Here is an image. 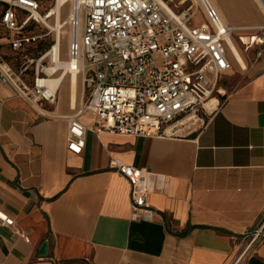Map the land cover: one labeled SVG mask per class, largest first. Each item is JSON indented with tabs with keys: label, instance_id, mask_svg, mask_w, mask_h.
<instances>
[{
	"label": "crops",
	"instance_id": "obj_1",
	"mask_svg": "<svg viewBox=\"0 0 264 264\" xmlns=\"http://www.w3.org/2000/svg\"><path fill=\"white\" fill-rule=\"evenodd\" d=\"M212 1L229 25L264 24L257 0ZM255 33H233L246 64L230 51L219 105L184 137L97 131L85 111L75 154L63 116L85 101L80 76L75 99L66 79L55 103L40 104L45 115L0 80V209L16 221L0 224V264H230L264 216V40L245 45ZM113 162L163 178L149 217L133 218L130 182ZM244 264H264V240Z\"/></svg>",
	"mask_w": 264,
	"mask_h": 264
},
{
	"label": "built area",
	"instance_id": "obj_2",
	"mask_svg": "<svg viewBox=\"0 0 264 264\" xmlns=\"http://www.w3.org/2000/svg\"><path fill=\"white\" fill-rule=\"evenodd\" d=\"M257 1L264 14V0ZM53 6L52 0H0V80L42 115L40 104L57 101L59 86L47 83L55 74L49 72L54 44L17 63L7 51L19 53L34 45L40 35L31 29L49 27ZM201 15L204 20L197 23ZM67 24L68 75L80 76L90 92L77 113L63 116L68 120L67 147L75 154L85 147L87 128L78 118L85 111L94 114L97 131L143 137H184L198 131L223 94L221 78L233 65V33L256 31L247 48L264 40V24L229 25L212 0H73ZM112 166L130 182L133 218L149 217L148 196L164 189L163 178L122 162ZM0 224L13 227L16 221L0 209ZM263 240L264 216L244 233L243 247L230 264H244Z\"/></svg>",
	"mask_w": 264,
	"mask_h": 264
},
{
	"label": "bare ground",
	"instance_id": "obj_3",
	"mask_svg": "<svg viewBox=\"0 0 264 264\" xmlns=\"http://www.w3.org/2000/svg\"><path fill=\"white\" fill-rule=\"evenodd\" d=\"M69 0H57L56 5L53 6L52 11H51V19L56 20V27L54 28V31H56V37H57V42L54 44V62L50 67H49V72L50 73H55L53 76L49 77L47 80V83L49 86L53 89L56 87L60 86L68 77L69 84L72 87L73 90V98L76 95V92L79 87V81L78 77L73 74L72 77L68 76V66L65 64V59L63 58L62 54V49H61V33H62V21H61V13H62V7L68 2ZM47 25H49L48 20L46 21ZM230 51L236 61V63L241 64L242 66H245L244 59L236 46V44L230 40ZM66 68V71L63 73L61 69ZM75 99V98H74ZM213 104V108L217 104V100L214 99L211 101ZM209 106V105H208ZM210 109L212 107L210 106Z\"/></svg>",
	"mask_w": 264,
	"mask_h": 264
},
{
	"label": "rangeland",
	"instance_id": "obj_4",
	"mask_svg": "<svg viewBox=\"0 0 264 264\" xmlns=\"http://www.w3.org/2000/svg\"><path fill=\"white\" fill-rule=\"evenodd\" d=\"M52 2L54 3V5H56L57 0H52ZM72 3L73 0H69L63 7H62V13H61V21H62V33H61V49H62V54H63V58L65 60H67V51H68V42H69V36H68V17L69 14L71 12V8H72ZM199 20V18L197 17L196 19ZM49 23V27L45 26L44 24H39L36 25V27L33 28L32 32L40 35V38L38 39V41L34 44V46H32L30 48V50L27 52V55L29 56H38V54H40L39 49H42L43 51H47L53 44H55V41L57 42V37H56V31H54V28L56 27V20L50 19V21H48ZM243 53L244 55H246L247 50L245 47H242ZM32 74V70L30 71V76ZM68 79V77H67ZM89 90L86 89L85 92V100L89 97Z\"/></svg>",
	"mask_w": 264,
	"mask_h": 264
},
{
	"label": "trees",
	"instance_id": "obj_5",
	"mask_svg": "<svg viewBox=\"0 0 264 264\" xmlns=\"http://www.w3.org/2000/svg\"><path fill=\"white\" fill-rule=\"evenodd\" d=\"M34 27H36V25H35ZM34 27H33V28H34ZM33 28L31 29V32H32ZM32 33H33V32H32ZM34 34H35V33H34ZM32 46H34V45H31L27 50H25V51H21V52H19V53H13V52H11L10 50H8V51H7V53H8V58H9L12 62L17 63L18 60H19L23 55H26V54H27V52L30 50V48H31ZM39 51H40V54H38V56H40V55H42L43 53L46 52V51H43L42 49H39ZM38 56H35V57H38ZM33 57H34V56H33Z\"/></svg>",
	"mask_w": 264,
	"mask_h": 264
},
{
	"label": "water",
	"instance_id": "obj_6",
	"mask_svg": "<svg viewBox=\"0 0 264 264\" xmlns=\"http://www.w3.org/2000/svg\"><path fill=\"white\" fill-rule=\"evenodd\" d=\"M40 256L41 257H45L47 255V244H44V246L42 247L41 251H40ZM38 264H50L48 262H43V263H38Z\"/></svg>",
	"mask_w": 264,
	"mask_h": 264
}]
</instances>
